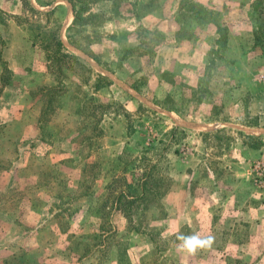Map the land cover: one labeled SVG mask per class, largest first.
Listing matches in <instances>:
<instances>
[{"label": "rangeland", "instance_id": "374dc122", "mask_svg": "<svg viewBox=\"0 0 264 264\" xmlns=\"http://www.w3.org/2000/svg\"><path fill=\"white\" fill-rule=\"evenodd\" d=\"M0 264H264V0H0Z\"/></svg>", "mask_w": 264, "mask_h": 264}, {"label": "clouds", "instance_id": "9594fccd", "mask_svg": "<svg viewBox=\"0 0 264 264\" xmlns=\"http://www.w3.org/2000/svg\"><path fill=\"white\" fill-rule=\"evenodd\" d=\"M214 238L208 236L206 240H196L194 238H185L184 248L192 253H195L197 247H211Z\"/></svg>", "mask_w": 264, "mask_h": 264}, {"label": "crops", "instance_id": "0c3cea01", "mask_svg": "<svg viewBox=\"0 0 264 264\" xmlns=\"http://www.w3.org/2000/svg\"><path fill=\"white\" fill-rule=\"evenodd\" d=\"M3 2L8 3L7 1H3ZM11 24H14V23L12 22ZM9 26L10 27H13L10 24H9ZM20 40H22L23 44L26 43V41H24L22 37H19L17 39L18 43H19ZM14 47H16V44H11V43L8 42V46L6 47L5 52H4V57L6 58V60H10V57H7V55L9 56V55H12L13 53L16 52L17 49H14Z\"/></svg>", "mask_w": 264, "mask_h": 264}, {"label": "water", "instance_id": "95a60500", "mask_svg": "<svg viewBox=\"0 0 264 264\" xmlns=\"http://www.w3.org/2000/svg\"><path fill=\"white\" fill-rule=\"evenodd\" d=\"M68 21H69V17H68V19H67V23H68ZM72 51H76L77 52V50L75 49V48H73V47H71V46H68ZM117 81V80H116ZM138 98H139V96H137Z\"/></svg>", "mask_w": 264, "mask_h": 264}]
</instances>
